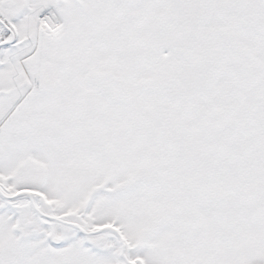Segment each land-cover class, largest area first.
I'll use <instances>...</instances> for the list:
<instances>
[{
    "label": "snow or ice",
    "instance_id": "obj_1",
    "mask_svg": "<svg viewBox=\"0 0 264 264\" xmlns=\"http://www.w3.org/2000/svg\"><path fill=\"white\" fill-rule=\"evenodd\" d=\"M0 264H264V0H0Z\"/></svg>",
    "mask_w": 264,
    "mask_h": 264
}]
</instances>
